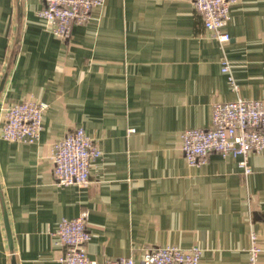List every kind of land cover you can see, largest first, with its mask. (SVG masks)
Instances as JSON below:
<instances>
[{
    "label": "crops",
    "instance_id": "obj_1",
    "mask_svg": "<svg viewBox=\"0 0 264 264\" xmlns=\"http://www.w3.org/2000/svg\"><path fill=\"white\" fill-rule=\"evenodd\" d=\"M41 7L0 0V126L6 104H48L35 143L0 139V264L12 254L16 264H60L57 225L82 212L97 262L198 245L200 264H249L253 231L264 264V150L249 155L246 176L238 158L211 153L189 166L180 150L182 131L211 126L214 103L264 98V0L230 6L223 46L193 0H104L67 39L51 33ZM223 56L237 90L221 71ZM77 127L102 156L89 184L59 186L51 144Z\"/></svg>",
    "mask_w": 264,
    "mask_h": 264
},
{
    "label": "built area",
    "instance_id": "obj_2",
    "mask_svg": "<svg viewBox=\"0 0 264 264\" xmlns=\"http://www.w3.org/2000/svg\"><path fill=\"white\" fill-rule=\"evenodd\" d=\"M238 0H193L203 26L221 46L230 36L224 27L230 18V6ZM104 0H42L38 15L51 33L61 39L71 35L73 25H84L91 19L94 8ZM221 71L226 74L230 87L238 86L231 73V63L226 56L221 59ZM48 104L25 98L6 104L0 126V139L23 144L35 143L42 130V119ZM134 132L129 129L128 133ZM180 150L189 166L204 163L211 153L238 158V165L246 176L251 172L248 157L264 150V98L216 102L212 105L211 126L206 129L188 128L180 134ZM102 151L82 127L67 132L51 144L50 159L54 180L59 186L89 184V170ZM56 243L65 248L60 264H200L202 248L192 245L183 249L176 246H151L141 259L133 257L104 258L101 262L90 259L86 244L91 239L87 228V213L73 218H62L55 231ZM262 248L257 234H249L247 248L249 264H259Z\"/></svg>",
    "mask_w": 264,
    "mask_h": 264
},
{
    "label": "water",
    "instance_id": "obj_3",
    "mask_svg": "<svg viewBox=\"0 0 264 264\" xmlns=\"http://www.w3.org/2000/svg\"><path fill=\"white\" fill-rule=\"evenodd\" d=\"M17 11H18V17L20 18V14H21L20 4H18V6H17ZM6 77H7V72L4 73V77L1 80L0 90L2 89V87L4 85ZM1 205H2V213H3L4 226H5L6 235H7V241H8L9 249L12 252L13 251L12 236H11V231H10V227H9V223H8L7 212H6V209L4 207V203H3L2 198H1ZM11 264H16V260H15V257L13 254L11 255Z\"/></svg>",
    "mask_w": 264,
    "mask_h": 264
}]
</instances>
